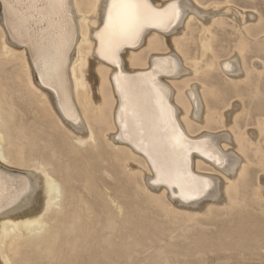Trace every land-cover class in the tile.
<instances>
[{"label":"bare ground","instance_id":"bare-ground-1","mask_svg":"<svg viewBox=\"0 0 264 264\" xmlns=\"http://www.w3.org/2000/svg\"><path fill=\"white\" fill-rule=\"evenodd\" d=\"M34 2L0 0V264H137L165 234L263 259L264 12L145 0L113 39V0ZM192 59L196 89L169 77Z\"/></svg>","mask_w":264,"mask_h":264},{"label":"rangeland","instance_id":"rangeland-1","mask_svg":"<svg viewBox=\"0 0 264 264\" xmlns=\"http://www.w3.org/2000/svg\"><path fill=\"white\" fill-rule=\"evenodd\" d=\"M182 1H183L182 3H184L185 0H182ZM236 2H237L236 4H230L233 7V9L229 10L226 7L228 9L227 10L226 8H223V7L226 6V5H224V6H221L219 8V10L211 9L209 11L213 10L214 12H221L222 14L226 15V17L224 16L225 19L229 18V23H231L232 20H231V17H227V15H230V14L232 15V12H234V11L245 12L246 14H248V13L255 14V9L257 8L260 12H262V13L264 12V1L263 0H255L254 2H251L250 0H236ZM73 16L75 18L77 17L76 14H74ZM182 17H184V16H182ZM75 21L77 23L79 22V21H77V19ZM182 21L186 22V24L184 22H182ZM181 22H182L181 23L182 25L179 24V26L180 25H181L180 27L183 26L182 28L184 29L183 31L185 33V29L186 28H184V27L185 26L187 27L188 20H186V19L184 20L182 18ZM194 24L196 26H198L199 20L196 21ZM179 26H178V28H180ZM182 28H180V29H182ZM217 29H218V32L220 33V35L224 36V39L226 40V42H224L223 45L226 46V47H230L229 45H230V43L232 45V41L231 40L234 39V36L227 35L225 37V35L228 32H230V34H232L233 31H231V28L227 27V29L225 31H221V29H219V28H217ZM186 31H187V29H186ZM77 38H78V40H77ZM77 38H76V41L74 43V48L72 50L73 52L71 53V55H72V59L71 60L73 62L70 61V63H69L70 67H72L74 65V61L75 60H76L77 63H79L77 61V57L79 55L76 53L77 52L76 50H77V47H78L80 41H79V37H77ZM192 49L194 51L196 48L193 46ZM237 51H238V49H236L234 52H231V54H229L228 57L221 58L220 61L224 62L225 59L232 58L233 56H235V54H236L235 52H237ZM194 54H195V52H193V55ZM249 58H250L251 62L253 61L252 62L253 64H256L258 60H259L258 62H262V60H260V58L258 56L256 57L255 55H249ZM192 60H194V59H192ZM192 60H189V61L191 63H193V62L197 63V64L199 63V65H197V64L192 65L191 63H190L191 65H189V63L187 64V62L186 63L184 62L183 64L180 63V68L178 69L179 71L177 70L176 73L171 74L169 77H176L175 81L178 82L179 84H182L183 82H185V80L189 81L191 79L189 81V88L196 89L197 86L200 87L201 80H205L206 79V76L203 75V71L206 72L205 71L206 68H201L200 67V65L202 63V62H200V60L199 61L198 60H194L193 62H192ZM80 67H82V66H80ZM8 69H9V71H12L14 69V67L12 65H9ZM200 69H202V70H200ZM222 73L223 72L221 70H218L217 72L215 71L212 76H215L217 79H219L221 81L222 84H224V80L226 79L227 75L225 76V74L223 73L224 74L223 75ZM237 73H238V70H235L234 74H237ZM196 77H197V80H196ZM193 78H195V79H193ZM190 84H191V86H190ZM189 88L186 87V89H189ZM233 101L239 103L238 102L239 100L237 98H234L231 102L234 103ZM261 120H264V119H261ZM250 129L254 130V131L257 130V128H255V127H252ZM223 131L226 132L227 131L226 128ZM223 136L226 137L224 134H223ZM230 148L228 150L229 152L230 151H235L236 154L239 155V153L237 152L238 151L237 149H234L233 147H230ZM227 159H228V163H231L230 161L232 160V157L231 156H227ZM214 176L215 177H217V176L219 177L220 176L219 178L223 179L225 182H229L220 173H217ZM215 187L216 186H214V188ZM212 190H211V192H212ZM145 237H149V234L145 235ZM161 237L164 238L163 241H161L159 244L152 242V244L155 245L154 246L155 249H152L149 252H147L146 255L141 256L140 258H141L142 262H139L137 264H264V258L263 259H259L258 257H254L253 259H250L249 256L244 258L243 256L239 255L238 251H235L233 253V257L231 259L226 258L225 257L226 254H224V252L222 253L220 251V253H214V252H211V250L209 248L206 250V252H207L206 254L205 253L204 254H200L199 252L196 251V249H194L195 248V244H193L190 241V239L189 240L187 238L175 239L173 242H171L170 240L167 239L166 234L164 236L161 235ZM207 239L209 240L210 238L207 237ZM163 247L166 248L168 251H171L174 254H169L168 257L165 258L166 254H165V251H164L165 249L164 250L162 249ZM204 249H201V250L203 251ZM191 250H193V251H191ZM154 252H156V254H154ZM183 255H186V256H183ZM229 255H230V253H227V256H229Z\"/></svg>","mask_w":264,"mask_h":264},{"label":"snow or ice","instance_id":"snow-or-ice-1","mask_svg":"<svg viewBox=\"0 0 264 264\" xmlns=\"http://www.w3.org/2000/svg\"><path fill=\"white\" fill-rule=\"evenodd\" d=\"M55 2L62 3V0H55ZM30 3L32 7L38 8L34 0H30ZM6 6L13 11L16 9L15 4L6 3ZM17 14L23 16L22 13ZM158 15L150 9L145 0H113L109 11L110 36L113 39L134 37L140 28Z\"/></svg>","mask_w":264,"mask_h":264}]
</instances>
